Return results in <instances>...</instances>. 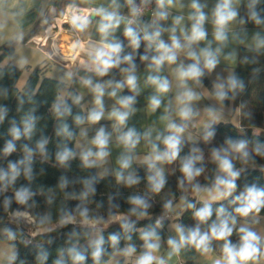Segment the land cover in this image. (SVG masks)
I'll list each match as a JSON object with an SVG mask.
<instances>
[{
    "label": "clouds",
    "instance_id": "obj_1",
    "mask_svg": "<svg viewBox=\"0 0 264 264\" xmlns=\"http://www.w3.org/2000/svg\"><path fill=\"white\" fill-rule=\"evenodd\" d=\"M262 82L264 0H0V264H264Z\"/></svg>",
    "mask_w": 264,
    "mask_h": 264
},
{
    "label": "trees",
    "instance_id": "obj_2",
    "mask_svg": "<svg viewBox=\"0 0 264 264\" xmlns=\"http://www.w3.org/2000/svg\"><path fill=\"white\" fill-rule=\"evenodd\" d=\"M42 72L45 73V71H41V73H40L41 78H42V79H47V78L49 77V75L42 74ZM262 88H264V82H262ZM258 90H259V89H257V88H254V89H253V91H252V96H253V98H255V96H256ZM261 94L264 95V91H262ZM257 117H258V120H260V121H264V106H262V107L258 110V112H257ZM221 131L223 132V131H225V129H222ZM2 143H3V141L0 140V146H2ZM185 219H186V218H185Z\"/></svg>",
    "mask_w": 264,
    "mask_h": 264
},
{
    "label": "rangeland",
    "instance_id": "obj_3",
    "mask_svg": "<svg viewBox=\"0 0 264 264\" xmlns=\"http://www.w3.org/2000/svg\"><path fill=\"white\" fill-rule=\"evenodd\" d=\"M29 48L31 50L30 51L31 64L32 65H36L38 62H40L43 59V55L41 53L37 52V48L36 47H33L32 45H29ZM49 66H51V65H49ZM42 74H44V73L42 72Z\"/></svg>",
    "mask_w": 264,
    "mask_h": 264
},
{
    "label": "crops",
    "instance_id": "obj_4",
    "mask_svg": "<svg viewBox=\"0 0 264 264\" xmlns=\"http://www.w3.org/2000/svg\"><path fill=\"white\" fill-rule=\"evenodd\" d=\"M100 2V0H97V3H99ZM32 46L33 47H36V45L35 44H32ZM37 48V47H36ZM37 52L38 53H41L42 55H43V53L39 50V49H37ZM45 71V73L44 74H46V75H51V66H49V68L47 69H45L44 70ZM141 103H143V100H141ZM139 119V118H138ZM148 121H147V119L144 121V123H147ZM205 264H211V259H208L207 261H205Z\"/></svg>",
    "mask_w": 264,
    "mask_h": 264
}]
</instances>
